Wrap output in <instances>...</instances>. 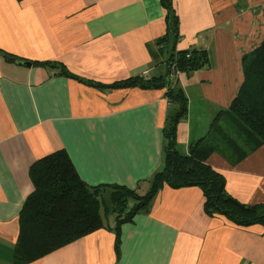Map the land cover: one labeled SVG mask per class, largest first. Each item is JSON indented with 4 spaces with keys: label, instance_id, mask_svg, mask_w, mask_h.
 <instances>
[{
    "label": "crops",
    "instance_id": "1",
    "mask_svg": "<svg viewBox=\"0 0 264 264\" xmlns=\"http://www.w3.org/2000/svg\"><path fill=\"white\" fill-rule=\"evenodd\" d=\"M170 1L174 48L206 50L208 59L175 79L187 98L176 126L186 155L238 93L241 56L264 36V0ZM166 13L160 0H0V264H13L18 217L34 188L30 168L47 154L64 149L89 186L149 190L174 111L164 88L107 85L166 74L171 41L158 43ZM206 163L231 197L264 204V144L235 163L216 152ZM151 200L117 230L108 213L103 228L23 264H264L263 226L209 215L201 187L164 184Z\"/></svg>",
    "mask_w": 264,
    "mask_h": 264
},
{
    "label": "trees",
    "instance_id": "2",
    "mask_svg": "<svg viewBox=\"0 0 264 264\" xmlns=\"http://www.w3.org/2000/svg\"><path fill=\"white\" fill-rule=\"evenodd\" d=\"M160 1L167 12L168 33L158 42L159 48L171 41V46L166 49V74L148 79L128 78L107 86L139 85L165 89L167 105L174 112L165 121L163 167L152 175L149 190L139 195L135 190L118 184L87 185L79 178L64 149L39 158L30 168L34 188L18 217L20 232L13 264L28 263L103 228V217L108 213L115 215L117 230L120 223L146 210L164 184L171 188L201 187L205 198L204 210L209 215H224L243 227L261 224L264 228V204L245 205L231 197L224 186V175L206 163L214 152L235 163L264 144V36L257 47L241 56L242 82L230 105L215 115L208 134L192 141L184 155L177 150L176 126L187 109V98L175 83L176 74L170 75L173 71L192 72L203 67L208 61L207 52L195 48L177 51L174 48L178 40L177 16L170 0ZM4 56L7 60L16 58L9 54ZM50 66L72 76L55 62Z\"/></svg>",
    "mask_w": 264,
    "mask_h": 264
},
{
    "label": "water",
    "instance_id": "3",
    "mask_svg": "<svg viewBox=\"0 0 264 264\" xmlns=\"http://www.w3.org/2000/svg\"><path fill=\"white\" fill-rule=\"evenodd\" d=\"M9 61L11 62H14L18 65H24V66H29L30 65V62L26 61V60H23V59H17V58H10L8 59Z\"/></svg>",
    "mask_w": 264,
    "mask_h": 264
},
{
    "label": "built area",
    "instance_id": "4",
    "mask_svg": "<svg viewBox=\"0 0 264 264\" xmlns=\"http://www.w3.org/2000/svg\"><path fill=\"white\" fill-rule=\"evenodd\" d=\"M174 75H175V72L173 71V72L171 73L170 77H171V76H174Z\"/></svg>",
    "mask_w": 264,
    "mask_h": 264
},
{
    "label": "rangeland",
    "instance_id": "5",
    "mask_svg": "<svg viewBox=\"0 0 264 264\" xmlns=\"http://www.w3.org/2000/svg\"><path fill=\"white\" fill-rule=\"evenodd\" d=\"M176 74V76H177V74H179V72H177V73H175Z\"/></svg>",
    "mask_w": 264,
    "mask_h": 264
}]
</instances>
